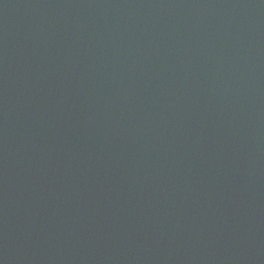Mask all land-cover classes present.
Returning <instances> with one entry per match:
<instances>
[{"label":"water","instance_id":"obj_1","mask_svg":"<svg viewBox=\"0 0 264 264\" xmlns=\"http://www.w3.org/2000/svg\"><path fill=\"white\" fill-rule=\"evenodd\" d=\"M0 264H264V0H0Z\"/></svg>","mask_w":264,"mask_h":264}]
</instances>
